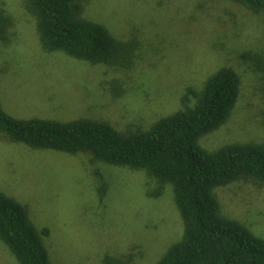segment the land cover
<instances>
[{
  "label": "rangeland",
  "instance_id": "rangeland-1",
  "mask_svg": "<svg viewBox=\"0 0 264 264\" xmlns=\"http://www.w3.org/2000/svg\"><path fill=\"white\" fill-rule=\"evenodd\" d=\"M25 1L0 0L8 17L0 103L9 115L146 131L182 106L189 87L200 92L209 75L230 67L240 77L238 100L200 144L264 141V10L237 0H86L82 17L129 47L124 62L106 65L46 51ZM0 191L27 208L39 232L48 229L50 264H157L183 228L170 184L90 152L34 149L1 131ZM215 193L223 216L264 238V183L238 180ZM0 264H19L1 241Z\"/></svg>",
  "mask_w": 264,
  "mask_h": 264
},
{
  "label": "trees",
  "instance_id": "trees-1",
  "mask_svg": "<svg viewBox=\"0 0 264 264\" xmlns=\"http://www.w3.org/2000/svg\"><path fill=\"white\" fill-rule=\"evenodd\" d=\"M85 1H25L36 18L43 48L92 64L124 62L128 44L102 24L83 18ZM237 1L254 11L264 10V0ZM7 23L0 10V40L6 38ZM239 92L237 72L221 67L208 76L202 91L189 87L181 96L182 106L146 131H120L107 121L85 117L17 118L0 103V131L34 149L90 152L107 164L145 171L160 187L170 184L183 228L157 264H264V238L223 216L215 193L217 187L238 180L264 183V141L233 142L215 150L200 144L204 135L227 122ZM47 234L46 228L36 229L23 204L0 191V241L19 264H50L42 240ZM113 262L119 260L111 258Z\"/></svg>",
  "mask_w": 264,
  "mask_h": 264
}]
</instances>
